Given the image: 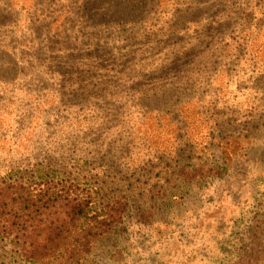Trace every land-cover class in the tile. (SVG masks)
I'll use <instances>...</instances> for the list:
<instances>
[{
	"label": "rangeland",
	"instance_id": "374dc122",
	"mask_svg": "<svg viewBox=\"0 0 264 264\" xmlns=\"http://www.w3.org/2000/svg\"><path fill=\"white\" fill-rule=\"evenodd\" d=\"M31 177L127 202L83 264H238L264 211V0H0V184Z\"/></svg>",
	"mask_w": 264,
	"mask_h": 264
},
{
	"label": "trees",
	"instance_id": "16d2710c",
	"mask_svg": "<svg viewBox=\"0 0 264 264\" xmlns=\"http://www.w3.org/2000/svg\"><path fill=\"white\" fill-rule=\"evenodd\" d=\"M259 36L248 37L249 46ZM205 170L194 169L181 177L200 181ZM43 178L0 184V240L13 238L25 264H83L96 243L122 223L127 202L100 203L99 192L58 189ZM263 236L264 211L249 229V244L243 245L238 264H264Z\"/></svg>",
	"mask_w": 264,
	"mask_h": 264
}]
</instances>
